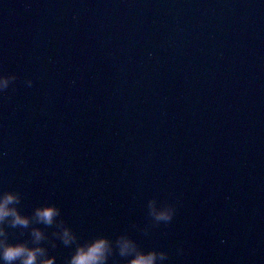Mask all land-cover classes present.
Returning a JSON list of instances; mask_svg holds the SVG:
<instances>
[{
    "label": "water",
    "instance_id": "1",
    "mask_svg": "<svg viewBox=\"0 0 264 264\" xmlns=\"http://www.w3.org/2000/svg\"><path fill=\"white\" fill-rule=\"evenodd\" d=\"M0 74L22 213L55 203L76 243L109 237L106 264L134 258L120 235L156 264H264V0H0ZM34 226L37 264H67L55 225H4L32 248Z\"/></svg>",
    "mask_w": 264,
    "mask_h": 264
},
{
    "label": "clouds",
    "instance_id": "2",
    "mask_svg": "<svg viewBox=\"0 0 264 264\" xmlns=\"http://www.w3.org/2000/svg\"><path fill=\"white\" fill-rule=\"evenodd\" d=\"M16 79L15 74H0V91L8 89L11 82ZM32 81L29 79L28 84ZM21 195L18 191L5 190L0 192V236H4V240H0V259L4 264H13L19 261L20 264H37L38 256L47 254V248L41 246L40 242L45 240V231L40 227L31 228V243L37 246L29 247L28 241L9 242L8 232L4 225L7 223L13 228L20 227L27 229L30 224H43L45 226L55 225L52 235L59 237L65 246L76 243L77 236L70 226L66 225L63 219L57 220L60 216V208L55 203H45L37 205L33 212L24 214L20 211L19 205ZM11 206V207H10ZM175 212V206L172 204L166 206L156 219L165 222L171 221ZM63 229L61 232L60 230ZM115 244L119 248V255L127 257L134 254L131 260H125L124 264H156L157 259L164 261L167 253L162 251L159 257L155 249L144 251L140 250L136 242L131 238L124 239L122 235L118 236ZM55 247V245H52ZM113 247L110 245V239L106 235H98L91 240L83 243H76L75 251L71 254L67 264H106L108 257L112 254ZM40 264H53L52 259L40 261Z\"/></svg>",
    "mask_w": 264,
    "mask_h": 264
}]
</instances>
